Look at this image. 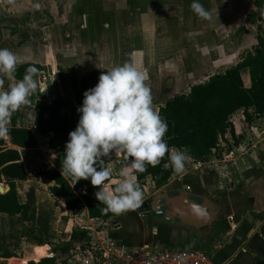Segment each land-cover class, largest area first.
<instances>
[{"label":"crops","instance_id":"0c3cea01","mask_svg":"<svg viewBox=\"0 0 264 264\" xmlns=\"http://www.w3.org/2000/svg\"><path fill=\"white\" fill-rule=\"evenodd\" d=\"M254 1L200 0L211 12L205 20L192 11V0H0V48L13 51L17 65L40 66L34 78L40 88L48 86L41 95L39 89L32 94L27 109L34 110L39 100L68 95L61 72L81 79L133 61L146 74L159 111L168 99L188 94L256 47L264 11L250 22ZM241 8L248 13L238 24L250 33L255 28L256 40L243 53L230 48V26ZM243 35L235 41L240 43ZM0 76L5 89L18 81ZM231 121L239 134L236 143L230 135L218 139L203 160L181 149L188 157L185 173L173 170L163 186L151 176L141 181L143 200L150 201L154 214L133 209L106 220L90 218L84 203L68 209L70 198L50 191L56 184L46 172L58 153L48 148L47 137L37 136L38 147L19 148L26 179L16 182V192L29 206L27 218L0 213V264L44 257L56 264H81L70 242L75 230L86 231L102 247L195 249L206 252L212 264H264V117L253 115L248 122L239 110ZM102 162L112 172L104 185L111 190L120 179L123 153Z\"/></svg>","mask_w":264,"mask_h":264},{"label":"trees","instance_id":"16d2710c","mask_svg":"<svg viewBox=\"0 0 264 264\" xmlns=\"http://www.w3.org/2000/svg\"><path fill=\"white\" fill-rule=\"evenodd\" d=\"M254 6L256 11L248 15V20L252 23L256 22L259 12L264 11V0H255ZM262 21L258 28L256 47L244 53L240 62L221 74L212 75L207 82L193 86L188 94L168 99L159 109L160 115L168 123L164 139L170 150L185 148L193 159L203 160L216 147L218 139H225L230 135L233 142H237L239 134L236 124L231 121L237 111L243 110L248 122L253 115L264 117V19ZM30 66H35L40 71V66L36 64L17 65L15 78L22 79ZM100 74L93 71L78 79L75 74L61 72L60 84L69 90L68 95L53 98L51 104L39 100L34 110L22 106L16 111L9 124V135L0 138V183L9 187L6 193H0V213L19 215L22 220H26L29 206L18 200L16 192V182L26 179L19 148H36L37 136H43L48 138V148L58 153L54 166H50L46 172V177L56 184L50 191L69 197L66 203L68 209L74 210L84 203L90 218L106 220L115 215L101 211L105 205L99 203L94 195L99 186H93L89 180L84 179L74 184L73 178L61 174L65 143L68 133L78 123L80 113L77 109L82 105L83 93L95 86ZM18 120L19 124L16 122ZM125 155L123 153L124 165L129 163ZM98 167L107 168L102 161ZM172 174L173 169L166 155L157 166L147 165L144 173L136 174V182L143 192L141 181L146 176H151L156 184L163 186ZM70 242L73 246L83 248L91 239L86 231L75 230L71 234ZM10 256V253H5L4 257ZM27 264L56 262L51 257H44L38 261H28Z\"/></svg>","mask_w":264,"mask_h":264},{"label":"clouds","instance_id":"9594fccd","mask_svg":"<svg viewBox=\"0 0 264 264\" xmlns=\"http://www.w3.org/2000/svg\"><path fill=\"white\" fill-rule=\"evenodd\" d=\"M190 7L198 17L211 19V12L200 0H192ZM17 64L18 58L13 51L0 48V74L15 79ZM38 73L37 67H28L23 78L7 89L0 76V138L9 135L13 113L28 105L38 89L40 95L46 91L48 85L40 88L34 78ZM146 80V74L133 61L102 72L95 86L84 91L82 105L77 109L80 113L78 123L68 133L61 174L73 178L74 184L84 179L99 186L94 195L105 205L101 209L104 214H121L138 208L143 202V193L136 182V174L144 173L147 165L157 166L166 155L176 174L186 171V152L170 150L164 139L168 123L153 107ZM114 152L126 154L129 163L119 170L120 179L109 190L104 185L112 172L98 165Z\"/></svg>","mask_w":264,"mask_h":264},{"label":"built area","instance_id":"2783aa9c","mask_svg":"<svg viewBox=\"0 0 264 264\" xmlns=\"http://www.w3.org/2000/svg\"><path fill=\"white\" fill-rule=\"evenodd\" d=\"M45 101L51 104L50 99ZM136 209L144 211L140 206ZM73 255L81 264H212L210 256L201 250L129 247L116 243L102 247L92 241L83 248L76 246Z\"/></svg>","mask_w":264,"mask_h":264},{"label":"rangeland","instance_id":"374dc122","mask_svg":"<svg viewBox=\"0 0 264 264\" xmlns=\"http://www.w3.org/2000/svg\"><path fill=\"white\" fill-rule=\"evenodd\" d=\"M248 13V11L247 10H244V8L242 9L241 8V10L239 11V13L237 14V18H234L233 20H232V25L230 26V37L232 38V39H234V41L233 40H231L232 42L230 43V48H231V50H232V52L236 49V50H238V49H240V53H243V52H245L246 50H248V49H251V48H253V46L255 45V43H256V40H255V28H253L252 29V33H250L249 31H247L246 30V28H245V26L244 25H239L238 23H241L242 24V21H243V18L245 17V15ZM262 15H264V14H262ZM261 18H263V16L261 17ZM263 22V21H262ZM237 26H239L240 27V29H239V31H236L237 30ZM261 25H259V27H260ZM243 31V32H242ZM244 31H245V35H243V33H244ZM240 32H241V35H243L242 36V40H241V42L239 43V42H236L235 40L237 39V37H238V34H239V36H240ZM240 45L241 44V46L239 47L238 45ZM235 48V49H234ZM2 185L4 186V187H6V185L4 184V183H2Z\"/></svg>","mask_w":264,"mask_h":264},{"label":"water","instance_id":"95a60500","mask_svg":"<svg viewBox=\"0 0 264 264\" xmlns=\"http://www.w3.org/2000/svg\"><path fill=\"white\" fill-rule=\"evenodd\" d=\"M8 190H9L8 187H5V188H4V187L2 186V184H0V193H1V194L6 193ZM144 197H145V196H144V194H143V198H144ZM185 202L189 205L188 200L185 201ZM140 208H141L142 210H144L143 213L154 214V213L151 211V204H150V201H149V200H143V202H142L141 205H140Z\"/></svg>","mask_w":264,"mask_h":264}]
</instances>
